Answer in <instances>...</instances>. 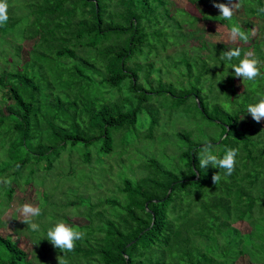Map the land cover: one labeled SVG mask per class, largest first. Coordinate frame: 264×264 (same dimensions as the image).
I'll use <instances>...</instances> for the list:
<instances>
[{"label":"trees","instance_id":"16d2710c","mask_svg":"<svg viewBox=\"0 0 264 264\" xmlns=\"http://www.w3.org/2000/svg\"><path fill=\"white\" fill-rule=\"evenodd\" d=\"M8 3L9 21L0 26V179L8 174L14 183H1L0 203L4 210L34 181L42 211L34 218L39 232L26 220L15 224V232L33 243L34 261L10 236H0V264H235L240 258L264 264V126L245 114L249 103L264 97V0H238L231 20L213 0H188V7L174 10L171 0ZM201 22L229 30L238 24L248 39L211 42L205 33L197 35ZM28 41L34 43L23 61ZM233 47L261 59L255 81H243L221 63L224 50ZM154 83L172 92L173 109L191 101L201 119L216 127L218 135L206 140L214 141L217 155L239 149L230 175L200 167L197 153L205 140L184 122L175 126L163 109L152 112L148 101L168 95ZM121 132L132 178L118 177L119 163L106 159L112 133ZM134 134L137 144L166 138L178 162L168 168L147 158L144 148L135 151L128 144ZM62 165L81 179L71 189L75 197L43 186ZM214 174L220 176L216 183ZM66 200L77 210L64 221L85 235L63 255L44 235L52 209L62 210ZM71 216L86 224H73ZM238 222L250 232L243 234L234 226Z\"/></svg>","mask_w":264,"mask_h":264},{"label":"rangeland","instance_id":"374dc122","mask_svg":"<svg viewBox=\"0 0 264 264\" xmlns=\"http://www.w3.org/2000/svg\"><path fill=\"white\" fill-rule=\"evenodd\" d=\"M171 1H172L171 6H172L173 10L175 8H186V7H188V0H171ZM234 13H237V12L234 11ZM252 21L257 22L255 20H252ZM197 26L199 27L198 29L201 30V32H199L197 35L204 37V33H205L206 39H208L211 42H215V43L221 42V43L232 44L236 41V40L231 39L230 30L225 25L215 23V22H201ZM257 31H258V27L255 24L253 26V29H252V34L256 35ZM195 37H196V35H195ZM4 38L7 39V36H5ZM33 43H34V41H28V42H25L23 44V46L25 48V51L22 54V60L23 61L27 60L26 51L31 47V45ZM3 45H4V43H3ZM171 51H172V49L169 50L168 53H171ZM135 63H136V60L133 61V63H132V65L134 64L132 66L134 69L136 66ZM176 75H178V74H176ZM176 81H174V86H180L178 79H176ZM139 83L144 84V81H139ZM152 86H154V88L157 90H162V91L165 90L168 92V95H165L162 97H153L152 99H150L148 101V103L151 104V107L153 109V111H152L153 113L159 112L160 109H163L164 112L162 114L169 115V117L171 119L173 118L172 123L175 126H177L178 124H181V122H184V124H186L188 126V129L191 130L195 134V136L199 137L201 141L206 140L207 134L208 135L212 134L214 136L218 135L219 131L216 129V127L213 125L210 126L209 123H206L205 121H203L201 119L198 112L195 110L193 103H190L191 101L188 103L189 105H187V106L180 107L177 109H173L174 108V106H172V104H173L172 100L173 99L170 96V94H172V92L167 87L163 88L158 83H154V84H152ZM235 86L239 92L242 90L241 82L238 79L235 80ZM147 88H149V87H147ZM8 103H10V102H8ZM0 107H2V106H0ZM259 122L262 124V126H264V118H262L261 121H259ZM172 129H174V126ZM112 136L115 138L113 151H112V153H110L109 155L106 156V159L108 161H110L112 158L113 159L115 158L117 160V162L119 163V166H117V167L118 168L120 167V169H121V170L119 169L117 172L118 177L131 175V174L133 175L134 174V168L131 167L133 163H131L129 161V163L127 165H125L127 163L128 158L125 154L126 147L124 144L125 140H123V132H121L119 135L118 134L113 135V133H112ZM165 141H166V138L159 136V137H157L155 142H149L148 143L145 141H141V142H144V143H142V145L144 146L143 147L140 144L141 142L139 144H137V142H138L137 136H136V134H134L133 137L129 139L128 144L130 146H132L135 151L137 150L138 146L140 148H144L146 150L145 156L147 158H156L164 166L171 168V167H173L174 162L175 163L178 162L177 154L174 155V154H171L172 152L168 151L169 148H168L167 144L165 145ZM134 153L132 152V154L135 156ZM63 155H65V154H63ZM62 161H63V159H62ZM73 167H71V168H73ZM117 167H115L112 170L113 173H115L117 171V169H118ZM28 171L29 170L26 169L25 173L22 175V182L26 178ZM135 173H136V175H139L142 173V171L136 169ZM50 174L51 175L45 181L42 177V180L44 181L43 186H45V187L47 186L46 187L47 191L49 189L53 193H56L58 190H60V191L65 190L66 193L68 195H70V197H75L74 191H71V189H72V187H74V185L77 186V183H79V181H81V179L77 178V173L75 171H70L68 169V166L62 165V168L56 166L55 171H51ZM132 175H131V178H132ZM5 176L7 177V180L9 182H11L10 186L13 187L14 179L10 178V176H8V174H6ZM137 179L138 178L131 179V180L134 181ZM4 180L5 179H3V178L0 179V187H1V183L5 184ZM37 184L38 183H36L34 181H29L28 183H26L22 187L21 190H18L14 194L11 203H9V205H7L4 208V210H2L4 207L3 202L0 203V221H1L0 236H2V237L10 236L12 241L15 242L19 248L24 250L25 253L28 255V258L33 259V261H34V255H33L34 245L28 238L23 237V235L17 234L15 232V229H16L15 224H17V223L20 224L21 222L26 220L25 216L19 211L20 206L22 204L31 203L34 206H38L41 208V205H42L41 201L42 200H40L39 196H37V193H36V191L38 190ZM115 186H116V184H115ZM115 186L113 184V188H115ZM41 196L42 195H40V197ZM117 196H118V198H124L123 197L124 194H122L120 196L118 193ZM66 199H67V197H66ZM68 201L66 200V202H64V203H61V201H60V206L62 207L61 208L62 210H60V209L53 210L52 209L51 215L53 216V218L49 221V225L54 223L55 221L64 220L65 215L67 213H69L70 215H73V213L77 210V207H75V206L74 207H71V206L68 207L67 206ZM48 204L43 205V207L46 210H50V207ZM57 213H59V215ZM69 218H70L71 222H73V224H76V225L86 224V220H84V219L75 218L72 216ZM234 226L237 229H239L243 234L250 232L249 226L244 222H238ZM235 264H252V263L249 262V260L247 258H245V259L240 258L237 260V262Z\"/></svg>","mask_w":264,"mask_h":264},{"label":"clouds","instance_id":"9594fccd","mask_svg":"<svg viewBox=\"0 0 264 264\" xmlns=\"http://www.w3.org/2000/svg\"><path fill=\"white\" fill-rule=\"evenodd\" d=\"M215 6L220 9V13L225 20H231L234 9L238 7V0H228L227 3L220 0H213ZM9 3L8 0H0V26L6 25L9 21ZM264 12V8L259 9ZM230 37L236 40L237 37L241 40H247L248 36L241 30L238 24L233 23L230 27ZM234 58H238V63H233ZM223 65H230L229 69H234L232 75L241 77L242 80L255 81L261 73V59L253 54V52H244L239 47H233L224 50L221 58ZM246 113H250L252 118L259 122L264 118V97L259 98L254 103L247 105ZM212 140H205L201 145V151L197 153L199 165L202 168L218 167L226 170L227 174H231L237 163L239 149L236 147H227L222 156L217 155L215 148L216 144ZM218 173V172H217ZM214 182L220 180L218 174L213 176ZM8 182L7 178L4 181ZM19 211L25 216L26 222L29 224L32 232H39L41 225L34 218L41 215V208L34 206L31 203H24L20 206ZM84 233L72 224L64 220H58L50 224L45 232L46 238L54 248L63 252H71L76 243L84 237ZM67 264V262H65Z\"/></svg>","mask_w":264,"mask_h":264}]
</instances>
